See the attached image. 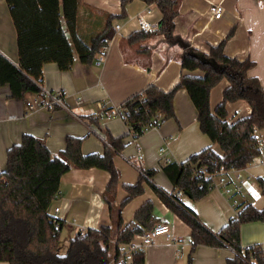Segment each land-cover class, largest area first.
Returning <instances> with one entry per match:
<instances>
[{"label":"crops","instance_id":"crops-1","mask_svg":"<svg viewBox=\"0 0 264 264\" xmlns=\"http://www.w3.org/2000/svg\"><path fill=\"white\" fill-rule=\"evenodd\" d=\"M175 1L174 29L168 37L162 33L147 35L139 29L137 15L144 12L149 22L161 27L162 13L155 5L134 0L123 8L121 0H83L80 10L85 32L105 21L107 14L118 16L112 24L113 28L120 26V30H115L102 64L96 61L84 64L77 60L69 71H61L55 63L44 65L41 88L62 93L65 107L54 105L30 109L27 103L39 99L40 94L28 93L24 99L17 100L11 97L9 85L0 86V172L6 168L7 150L20 143L24 134L43 140L54 156L65 149L68 136L83 139L82 152L85 155H104L107 149H113L111 139L123 138L125 146L120 152L115 151L114 156L120 173L114 204L117 211L128 196L125 186L136 185L142 174L156 171L153 178L143 183L144 192L121 210L124 224H127L134 219L136 211L151 200L158 222L167 223L173 232L172 239L160 236L147 248L142 264H189L191 229L168 209L152 188V184L156 185L167 195L175 192L174 185L163 172L167 165L165 159L182 163L208 147L219 154L222 151L201 131L197 110L186 90L175 94V118L163 122L156 130H147L137 140L133 139L128 125L120 117H100L101 107L112 112L149 85L170 91L183 74L202 76L201 71L183 70L181 57L185 50L190 47L208 54L210 48L225 40L232 30L234 34L226 42L225 53L240 61H254L256 66L250 75L257 77L264 89V0ZM211 4L224 7L221 19H211ZM0 53L18 66L17 33L6 0H0ZM228 86L229 82L223 80L212 89V110L222 101ZM228 112L229 121L235 122L248 116L251 110L245 101H239L228 104ZM138 150L144 155L141 160L138 159ZM242 175L241 193L236 192L238 183L234 179L235 173H231L226 187H215L198 201L185 196L186 205L197 213L210 231L217 233L236 217L240 204L264 208L261 190L263 158L244 169ZM110 180L108 172L97 168L72 169L64 175L60 196L51 209L54 212V208L60 207L56 216L65 222L62 234L66 232L71 240L81 229L114 226L113 215L104 199ZM241 242L243 247L260 244L264 248V222L243 224ZM234 256L235 251L227 245L220 248L199 246L193 253L192 264H226Z\"/></svg>","mask_w":264,"mask_h":264},{"label":"trees","instance_id":"trees-1","mask_svg":"<svg viewBox=\"0 0 264 264\" xmlns=\"http://www.w3.org/2000/svg\"><path fill=\"white\" fill-rule=\"evenodd\" d=\"M134 0H121L122 7ZM155 5L162 13V25L147 35L162 33L171 37L176 16L175 0H142ZM16 33L19 64L14 65L0 53V86L9 85L11 97L17 100L26 94H40L44 82V65L55 63L61 71H69L75 62L93 64L102 48L114 37L113 20L118 16L105 14L92 31L85 32L80 7L83 0H6ZM122 16V15H121ZM227 38L211 47L208 54L187 48L181 57L184 71H201L202 76L185 75L170 91L149 85L129 97L120 106L126 124L142 136L148 127L175 118L174 97L186 90L198 113L201 131L217 144L222 154L211 147L192 155L182 163L170 162L163 172L174 185L175 192L183 191L191 200L198 201L214 189L209 177L224 166L227 170H244L259 160V148L254 129L264 130V89L250 72L256 66L249 59L240 61L225 53ZM223 80L229 82L222 101L212 110L210 94ZM245 101L250 114L230 122L228 104ZM83 139L68 136L65 149L54 156L45 142L24 134L20 143L7 150V162L0 172V262L8 264H110L118 256L121 244H127L138 234L153 229L159 223L154 203L145 202L134 219L124 224L121 210L133 198L144 192L143 183L153 178L155 170L140 176L136 185L125 186L128 196L117 211L114 209L120 173L114 163L115 151L124 148L123 138L111 139L113 149L104 155L83 154ZM97 168L111 175L105 201L114 218V226L103 225L78 233L70 240L68 250L61 254L62 229L65 222L51 213L54 201L60 196L64 175L72 169ZM152 188L168 209L191 229V252L199 246L220 248L229 246L234 258L226 264H264V248L260 244L243 247L241 227L245 223L264 222V208L240 204L239 214L231 218L217 233L210 231L197 213L183 203L173 200L174 193L165 194L156 185ZM264 196V182H262ZM144 262L143 254L135 257L136 264Z\"/></svg>","mask_w":264,"mask_h":264},{"label":"built area","instance_id":"built-area-1","mask_svg":"<svg viewBox=\"0 0 264 264\" xmlns=\"http://www.w3.org/2000/svg\"><path fill=\"white\" fill-rule=\"evenodd\" d=\"M210 17L211 19H221L222 16L224 15V7L221 4H211L210 6ZM144 13H139L137 15V20L139 24V29L140 31L146 32V33H151L157 29H159L158 25L149 22L145 16ZM115 30L119 31L120 26H115ZM113 38L102 48L101 52L97 55L96 57V62L98 64H102L106 56L108 54V51L110 49V45L112 42ZM28 107L30 109H35L37 107L41 108H51L54 105H60L65 107L64 103V97L62 93H52L50 91H47L45 89L41 88V93H40V98L33 101V102H28L27 103ZM100 117H105V116H117L120 117L121 119L124 120L125 114L124 110L121 107L116 108L114 111L109 112L106 111L105 107H101V112H100ZM10 118H15L14 116H11ZM129 127V126H128ZM159 127L157 123L151 124L147 130L154 129L156 130ZM130 132L132 134V137L134 140H137L140 136H138L132 128H130ZM254 135L257 139V143L260 149L264 151V130H259L257 128L254 129ZM164 152V149L161 150ZM138 159L141 160L143 159L144 155L141 150H138ZM262 158L264 160V152L262 155ZM166 164L170 163L169 159H165ZM243 170H237L235 168H231L227 170L224 166H221L215 174H211L208 176L213 178L214 180V188L223 186L226 187L229 184L228 177L231 173H235V181L238 183L235 187V190L237 193H241L242 191V183H243V175H242ZM264 181V175L262 177ZM227 193H229V190H226ZM185 196L186 194L183 191H176L173 196V200L175 201L176 204L181 205L185 203ZM60 212V207L54 208V212L51 211L53 215H57ZM86 229H81L79 231L80 234H85ZM160 236H165L168 239H172L173 232L170 228V226L167 223H157L153 229L150 231H147L143 234H138L134 237L132 241H130L127 244H121L119 245V250H118V256L115 260L111 261L110 264H136L135 263V257L139 254H143L148 247L154 245L156 243V239Z\"/></svg>","mask_w":264,"mask_h":264},{"label":"rangeland","instance_id":"rangeland-1","mask_svg":"<svg viewBox=\"0 0 264 264\" xmlns=\"http://www.w3.org/2000/svg\"><path fill=\"white\" fill-rule=\"evenodd\" d=\"M258 189V187H257ZM233 190V189H232ZM61 254H65L68 250L69 247V235L66 232H63L62 237H61Z\"/></svg>","mask_w":264,"mask_h":264},{"label":"water","instance_id":"water-1","mask_svg":"<svg viewBox=\"0 0 264 264\" xmlns=\"http://www.w3.org/2000/svg\"><path fill=\"white\" fill-rule=\"evenodd\" d=\"M187 196V195H186Z\"/></svg>","mask_w":264,"mask_h":264}]
</instances>
